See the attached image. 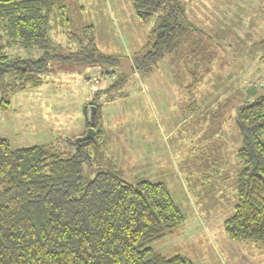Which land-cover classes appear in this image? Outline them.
<instances>
[{"label": "rangeland", "instance_id": "1", "mask_svg": "<svg viewBox=\"0 0 264 264\" xmlns=\"http://www.w3.org/2000/svg\"><path fill=\"white\" fill-rule=\"evenodd\" d=\"M182 2L197 30L153 65L140 62L153 23L141 26L130 0H65L77 39L54 27L51 37L63 54L80 50L83 60L53 61L41 86L10 93L0 137L12 149L74 153L73 141L88 129L83 109L94 102L104 141L101 154L81 164L85 180L103 168L129 183H162L183 215L176 233L153 243L154 250L192 264H264V248L230 240L223 229L240 168L236 112L264 94V3ZM89 24L92 46L81 30Z\"/></svg>", "mask_w": 264, "mask_h": 264}, {"label": "trees", "instance_id": "2", "mask_svg": "<svg viewBox=\"0 0 264 264\" xmlns=\"http://www.w3.org/2000/svg\"><path fill=\"white\" fill-rule=\"evenodd\" d=\"M130 2L141 26L153 23L141 63L155 65L196 29L182 0ZM53 27L68 41L77 39L65 0H0V111L9 109L14 90L41 86L51 62L83 60L80 50L60 51L51 37ZM81 30L92 46L93 26ZM16 50L40 54H8ZM91 106L92 124L87 116ZM83 111L85 127L94 134L79 144L74 140V153L40 145L12 149L0 137V264H192L180 254L166 257L152 247L174 235L184 221L162 183H129L103 168L85 180L81 164L101 154L104 134L99 106L91 102ZM235 124L241 137L240 168L233 213L223 229L230 240L264 248V94L237 109Z\"/></svg>", "mask_w": 264, "mask_h": 264}, {"label": "water", "instance_id": "3", "mask_svg": "<svg viewBox=\"0 0 264 264\" xmlns=\"http://www.w3.org/2000/svg\"><path fill=\"white\" fill-rule=\"evenodd\" d=\"M94 114H95V107L91 106L90 107V116H89L91 124H92V122L94 120ZM93 134H94V129L92 127H89L86 130V133L83 136H80V137L76 138L74 142L76 144H79L80 142H83L85 140H88V139L92 138Z\"/></svg>", "mask_w": 264, "mask_h": 264}, {"label": "crops", "instance_id": "4", "mask_svg": "<svg viewBox=\"0 0 264 264\" xmlns=\"http://www.w3.org/2000/svg\"><path fill=\"white\" fill-rule=\"evenodd\" d=\"M186 3H187V2L185 1V2H184L185 7H186ZM184 4H183V5H184ZM186 14H187V13H186ZM187 17H188V15H187ZM188 19H189L190 22H192L191 19H190L189 17H188ZM192 23H193V22H192ZM193 25H194V23H193ZM195 30H197V29H195ZM189 33H191V34H192V33H195V31L193 30V31H190Z\"/></svg>", "mask_w": 264, "mask_h": 264}]
</instances>
